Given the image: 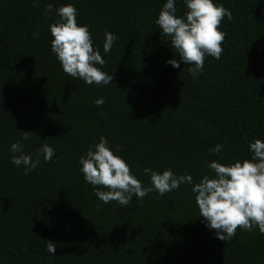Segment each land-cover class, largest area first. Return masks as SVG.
I'll return each mask as SVG.
<instances>
[{"label": "trees", "instance_id": "obj_1", "mask_svg": "<svg viewBox=\"0 0 264 264\" xmlns=\"http://www.w3.org/2000/svg\"><path fill=\"white\" fill-rule=\"evenodd\" d=\"M164 2L0 0V264H264V234L238 227L231 240L216 238L191 185L120 206L101 202L79 171L78 158L101 135L145 187L146 167L198 183L212 175L208 162L250 158L248 143L264 140V0H213L232 18L219 25L220 58L206 56L195 79L190 65L165 63L179 58L154 23ZM66 4L88 26L105 62L97 67L112 83L97 87L62 71L48 26ZM175 6L182 16L183 0ZM106 30L117 37L107 54ZM25 131V154L35 158L43 144L55 150L27 175L9 151ZM216 144L222 153L209 151Z\"/></svg>", "mask_w": 264, "mask_h": 264}, {"label": "clouds", "instance_id": "obj_2", "mask_svg": "<svg viewBox=\"0 0 264 264\" xmlns=\"http://www.w3.org/2000/svg\"><path fill=\"white\" fill-rule=\"evenodd\" d=\"M183 4L186 11L178 16L176 0H166L154 23L160 34L168 38L179 58L166 60L165 63L173 68H178L181 63L190 65L187 71L195 79L203 71L206 56L220 58L225 33L219 30V25L225 17L231 20L232 15L213 0H183ZM36 6L38 0H33V7ZM52 10L53 6L49 3L42 15L47 16ZM55 13L58 19L48 26L50 49L62 71L97 87L112 83V75L97 67H102L105 62L99 50L93 47L88 26L77 23V9L72 4H66L57 7ZM116 39L115 34L105 31L102 45L105 54L109 53ZM104 102L102 97L93 101L97 106ZM30 139V132L25 131L21 140L9 147L10 163L23 167L25 175L37 167L41 156L48 162L55 154V150L47 144L41 145L35 158L32 154H25L21 141ZM247 147L250 158L229 164L208 162L206 166L212 175H203L198 183H194L187 173L176 175L171 169L157 172L146 167L142 171L149 177L150 186L145 187L130 172L127 162L114 154L103 135L88 146L85 155L78 158V164L83 180L93 186L94 195L104 204L115 201L120 206H127L133 196L139 200L153 191L163 196L181 184L191 185L198 215L203 218L205 227L214 230L216 238L226 241L235 236L238 227L247 231L258 229L264 234V140L254 138ZM209 151L222 153L223 145L216 144ZM100 188L107 190L101 191ZM47 251L54 254L55 245L52 242L47 243Z\"/></svg>", "mask_w": 264, "mask_h": 264}]
</instances>
